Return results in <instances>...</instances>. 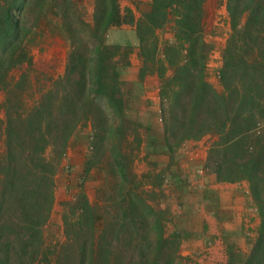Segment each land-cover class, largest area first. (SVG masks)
Instances as JSON below:
<instances>
[{"label":"trees","instance_id":"16d2710c","mask_svg":"<svg viewBox=\"0 0 264 264\" xmlns=\"http://www.w3.org/2000/svg\"><path fill=\"white\" fill-rule=\"evenodd\" d=\"M205 2L151 0L136 28L140 78H161V118L172 157L186 141L211 136L205 168L219 181L248 182L261 225L245 264H264V0H227L232 33L220 70L222 91L207 75L213 44L205 35ZM46 3L44 17L57 19L55 32L71 49L64 74L47 79L32 96L28 73L13 79L11 72L36 69L26 38L40 2L0 0V264H72L69 247L55 263L45 226L59 166L72 135L86 125L98 161L109 145L113 180L103 207L83 198L75 218L65 221L77 246L75 264H174L182 235L167 232L170 211L155 203L165 197L162 182L133 168L142 126L126 115L129 83L120 74V65L129 63L120 59L133 45L108 39L112 27L133 18L118 0H95L92 20L77 0ZM32 24L38 27L40 18ZM167 27L171 37L161 40L157 30Z\"/></svg>","mask_w":264,"mask_h":264},{"label":"rangeland","instance_id":"374dc122","mask_svg":"<svg viewBox=\"0 0 264 264\" xmlns=\"http://www.w3.org/2000/svg\"><path fill=\"white\" fill-rule=\"evenodd\" d=\"M77 1L79 2V6L82 7V10L85 11L87 19L92 20L95 0ZM118 1L123 13L126 14L127 12H129V16L133 18V22L124 23L121 26L112 27L109 31L108 39L110 43H118L123 46H125L127 43H131L133 45V49L130 54L127 55V57L122 56L120 59L121 61L126 60L127 62H129L126 65H129L130 56L135 50L139 51L140 57V47L136 28L137 24L142 23L145 12L150 10L151 0ZM38 2H40V5H37L36 13L29 17L27 28H32V30L26 38V44L33 55L36 69L33 68V70L31 71H24V69H15L11 72V77L13 79H20L23 73H28V76H30L28 80H30L31 84L26 85H30V92H32V96H35L37 94L39 88H41L46 83L47 79L51 77L57 79L64 74L67 65V59L71 49L69 40L65 36L59 34L58 32H55L57 30V19L51 15L48 18L44 17V13L48 8L49 3H46V0H43L42 2L41 0H38ZM43 5V12L38 13L39 11H41L40 8ZM36 18H40V24L37 25L38 27L34 28V24H32V22H34ZM204 28L207 41L213 44V50L210 55L207 69L208 80L215 89H217L218 91H222L223 86L220 80V70L223 66L224 51L227 46L228 39L232 33V24L227 9V0H206ZM157 33L161 40L171 37L169 27L165 29H159L157 30ZM121 66L125 65L121 64L120 67ZM25 69H27V66L25 67ZM133 96L134 86L129 83L125 88V100L127 104L126 110L128 109L129 104L132 102ZM4 99L5 92L1 90L0 104L4 101ZM4 118L5 112L0 108V122ZM136 122L138 123V121ZM140 125L142 126L140 128L141 133H143V131H145V128L142 124ZM154 138V140L145 142L143 139L141 149L139 153H137L133 168L138 175L148 173L152 175L151 181L155 180L156 182H162L160 188L161 190H163L165 197L160 198L163 200L155 203L157 205L159 204L158 206L162 208H169L166 206V203H169L167 196L169 197L168 194H177V187L175 186V188H173V186H169L165 189L166 191L162 187L168 180V176L172 175V173L174 172L172 168L174 169L176 168V166L180 165V163L176 164L174 159L175 153L178 150L175 151L172 157V154L169 153V150L165 145V139L163 141V137L158 135L156 130L154 132ZM212 139L213 138L211 136H206L200 140H196L203 143V146L206 147V159L208 155V149L212 143ZM195 147L198 148V145H196ZM164 148L167 149V154L170 156V160L168 161L166 166L160 169L153 157L150 156L149 153H146L145 155L144 152H147L148 150L150 153L155 152L156 154H162L166 151V149L164 150ZM94 151L95 149L93 147L92 127L89 125L78 127V129L74 132L70 139L67 153L62 159V162L59 166V171L57 173V186L55 190V204L50 220L45 226V234L47 240L52 244L53 247L52 256L55 257V263L58 262L60 254H63V250L66 247H69L70 249V262L72 264L76 263L77 246L74 240L75 238L74 236L70 239L67 237L65 221L66 219L75 218L71 216L75 214L80 200L85 198L92 204H95L99 200V203L102 205V207L104 206V196L106 195L105 192L108 191V184L110 183L109 181L113 180V176L109 172L111 166L110 164H107V158L111 156V154L108 145V150H106L105 156L101 161H98L96 159V156L94 155ZM47 155L48 157H52L51 149L48 151ZM147 185L149 184L147 183ZM183 192L186 196V200V198L188 197L186 188H184ZM173 202L176 203L177 201L174 200ZM258 216L260 218L259 213ZM166 226L167 232L172 233L170 231V225L168 226V222Z\"/></svg>","mask_w":264,"mask_h":264},{"label":"crops","instance_id":"0c3cea01","mask_svg":"<svg viewBox=\"0 0 264 264\" xmlns=\"http://www.w3.org/2000/svg\"><path fill=\"white\" fill-rule=\"evenodd\" d=\"M141 66L139 51L135 50L130 64L120 67L122 80L134 86L126 115L143 125L144 142L155 139V130L164 141L160 78L154 73L141 79ZM183 146L174 158L180 165L171 167L174 172L162 187L164 190L177 187V194H168L169 203H166L170 231H178L183 236L174 264H245L260 225L248 183L219 181L215 173L205 168L206 147L200 141L188 140ZM144 153H149L160 169L170 160L167 149L162 154L148 150Z\"/></svg>","mask_w":264,"mask_h":264}]
</instances>
